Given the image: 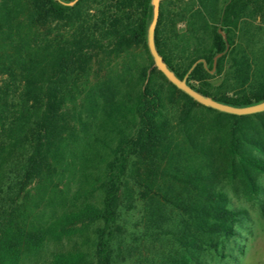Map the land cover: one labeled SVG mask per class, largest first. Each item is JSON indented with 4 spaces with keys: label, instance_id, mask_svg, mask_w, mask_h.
<instances>
[{
    "label": "trees",
    "instance_id": "16d2710c",
    "mask_svg": "<svg viewBox=\"0 0 264 264\" xmlns=\"http://www.w3.org/2000/svg\"><path fill=\"white\" fill-rule=\"evenodd\" d=\"M72 1L0 0V264H207L245 216L228 189L264 191V112L170 83L151 0ZM155 46L180 79L205 60L203 95L264 99V0H160Z\"/></svg>",
    "mask_w": 264,
    "mask_h": 264
},
{
    "label": "rangeland",
    "instance_id": "374dc122",
    "mask_svg": "<svg viewBox=\"0 0 264 264\" xmlns=\"http://www.w3.org/2000/svg\"><path fill=\"white\" fill-rule=\"evenodd\" d=\"M218 81L216 78L213 83ZM261 179L264 187V178ZM228 195L233 206L245 210V216L236 226L237 235L225 241L220 255L209 254L207 264H264V191L251 201L236 197L229 189ZM135 218L136 215L129 216L130 220Z\"/></svg>",
    "mask_w": 264,
    "mask_h": 264
},
{
    "label": "water",
    "instance_id": "95a60500",
    "mask_svg": "<svg viewBox=\"0 0 264 264\" xmlns=\"http://www.w3.org/2000/svg\"><path fill=\"white\" fill-rule=\"evenodd\" d=\"M78 0H73L72 2L68 3V5H73ZM159 2L160 0H151V6H152V16L150 23L147 28V47L149 50L150 55L153 59V65L156 67L162 74L166 77V79L172 83L176 88L187 94L190 98H192L195 102L214 109L221 113H226L230 115L235 116H245V115H252L257 113L264 112V99L260 102L247 105V106H241V107H235L227 104L220 103L213 98L203 95L200 92L194 90L191 86L187 84V78L189 76V73L192 71V69L198 64L203 63L206 67V63L204 59H199L196 62L192 64L190 69L188 70L187 74L184 76V78L180 79L177 77V75L168 67V65L165 63V61L162 59L161 55L157 51V48L155 46V28L158 21L159 16ZM220 32V31H219ZM221 54H217L214 56L213 61L215 66V63L220 57ZM215 69L210 71V73H214Z\"/></svg>",
    "mask_w": 264,
    "mask_h": 264
}]
</instances>
